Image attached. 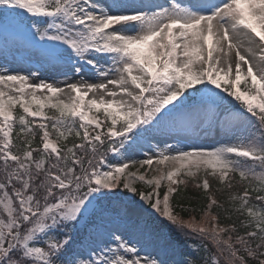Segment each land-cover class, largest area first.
<instances>
[{
	"label": "snow or ice",
	"instance_id": "obj_1",
	"mask_svg": "<svg viewBox=\"0 0 264 264\" xmlns=\"http://www.w3.org/2000/svg\"><path fill=\"white\" fill-rule=\"evenodd\" d=\"M0 264H264V0H0Z\"/></svg>",
	"mask_w": 264,
	"mask_h": 264
},
{
	"label": "rangeland",
	"instance_id": "obj_2",
	"mask_svg": "<svg viewBox=\"0 0 264 264\" xmlns=\"http://www.w3.org/2000/svg\"><path fill=\"white\" fill-rule=\"evenodd\" d=\"M204 143L206 144H211V143H214V140L209 138L207 140H204L203 141ZM158 166L156 164H153V166L151 168H148V166H145V169H140L141 172H145L147 171V176L149 178H151L152 176L156 175V172H155V169L157 168ZM131 171H135L136 169H130ZM138 185H140L139 183L136 185L138 187Z\"/></svg>",
	"mask_w": 264,
	"mask_h": 264
},
{
	"label": "trees",
	"instance_id": "obj_3",
	"mask_svg": "<svg viewBox=\"0 0 264 264\" xmlns=\"http://www.w3.org/2000/svg\"><path fill=\"white\" fill-rule=\"evenodd\" d=\"M138 187H141V185H138ZM144 190H147V189H144ZM164 190H165V188L164 187H161V189H160V192H161V195L163 194V192H164ZM188 195H194V191L192 190V189H189L188 190V193H187ZM177 201L174 199L173 200V204H175ZM183 203L185 204V205H187L188 204V201H183ZM195 202L193 201V204H194ZM178 212L180 211V209L179 208H177L176 209ZM182 215H184L185 217H187L188 215H190V213H188V212H183V213H181ZM195 215H197V216H199V212H197V213H195Z\"/></svg>",
	"mask_w": 264,
	"mask_h": 264
}]
</instances>
